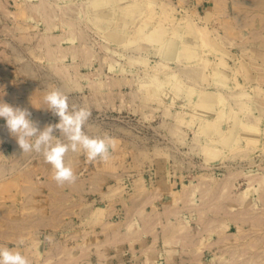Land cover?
I'll list each match as a JSON object with an SVG mask.
<instances>
[{"label":"rangeland","instance_id":"374dc122","mask_svg":"<svg viewBox=\"0 0 264 264\" xmlns=\"http://www.w3.org/2000/svg\"><path fill=\"white\" fill-rule=\"evenodd\" d=\"M263 9L0 0V100L42 130L59 89L117 143L107 162L69 152L60 186L0 118V247L29 264H264Z\"/></svg>","mask_w":264,"mask_h":264},{"label":"clouds","instance_id":"9594fccd","mask_svg":"<svg viewBox=\"0 0 264 264\" xmlns=\"http://www.w3.org/2000/svg\"><path fill=\"white\" fill-rule=\"evenodd\" d=\"M44 103L59 121L45 125L42 130L38 122L31 119V112L27 108L13 106L2 100L0 118L6 121L9 133L23 153L43 155L52 166V178L58 185L72 184L77 179L72 167L65 162L69 152L82 151L89 162H107L110 159L111 152L117 147L116 140L107 134L90 136L86 133L85 126L91 116L88 108L70 105L68 95L59 89L49 91L44 96ZM56 130L66 142L54 135ZM0 264H29V260L17 249L0 247Z\"/></svg>","mask_w":264,"mask_h":264},{"label":"bare ground","instance_id":"6f19581e","mask_svg":"<svg viewBox=\"0 0 264 264\" xmlns=\"http://www.w3.org/2000/svg\"><path fill=\"white\" fill-rule=\"evenodd\" d=\"M176 50V49H175Z\"/></svg>","mask_w":264,"mask_h":264},{"label":"crops","instance_id":"0c3cea01","mask_svg":"<svg viewBox=\"0 0 264 264\" xmlns=\"http://www.w3.org/2000/svg\"><path fill=\"white\" fill-rule=\"evenodd\" d=\"M264 10V9H263Z\"/></svg>","mask_w":264,"mask_h":264}]
</instances>
